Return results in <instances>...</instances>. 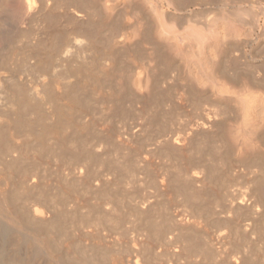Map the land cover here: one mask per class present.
Listing matches in <instances>:
<instances>
[{"label": "rangeland", "instance_id": "1", "mask_svg": "<svg viewBox=\"0 0 264 264\" xmlns=\"http://www.w3.org/2000/svg\"><path fill=\"white\" fill-rule=\"evenodd\" d=\"M0 11V169L21 154L12 187L28 190L27 167L40 184L27 197L64 212V257L264 264V0H0Z\"/></svg>", "mask_w": 264, "mask_h": 264}, {"label": "bare ground", "instance_id": "2", "mask_svg": "<svg viewBox=\"0 0 264 264\" xmlns=\"http://www.w3.org/2000/svg\"><path fill=\"white\" fill-rule=\"evenodd\" d=\"M26 1V0H25ZM154 1V0H153ZM169 1V0H168ZM171 1V0H170ZM175 1V0H174ZM145 2V1H144ZM147 3V2H146ZM145 3V4H146ZM172 3H173V0H172ZM223 3V2H222ZM229 3V2H228ZM109 4V3H108ZM171 4V3H170ZM177 4H178V1H177ZM176 4V5H177ZM157 5V4H156ZM159 5V4H158ZM172 5V4H171ZM225 5H226V3H225ZM108 6V5H107ZM146 6H147V4H146ZM173 6H174V4H173ZM158 7V6H157ZM4 7H2V9H3ZM5 8H6V6H5ZM4 8V9H5ZM1 9V10H2ZM29 10V9H28ZM5 11V10H4ZM239 11V10H238ZM1 12V11H0ZM2 12H3V10H2ZM5 12H7V11H5ZM219 12V11H218ZM242 12V11H241ZM229 14L228 15H230V12H228ZM232 13V12H231ZM234 13V12H233ZM2 14V13H1ZM0 14V15H1ZM225 14V13H224ZM235 14L237 15L238 13H236L235 12ZM240 14V13H239ZM241 14H243V13H241ZM223 15V14H222ZM226 15V14H225ZM233 15V14H232ZM253 15V14H252ZM251 15V16H252ZM3 16V15H2ZM224 16V15H223ZM239 16V15H238ZM242 16V15H241ZM241 16H239V18L241 17ZM226 17H227V15H226ZM226 17H223L224 19L226 18ZM232 17V16H231ZM3 18V17H2ZM35 18V17H34ZM34 18H32L31 17V19H34ZM222 18V19H223ZM235 18V17H234ZM4 22L3 23H5L7 20L6 19H2ZM6 20V21H5ZM212 20H213V18H212ZM228 20V19H227ZM237 19H235L234 21H236ZM243 20V19H242ZM256 21V20H255ZM205 22V21H204ZM225 22V21H224ZM231 22V21H230ZM231 23H233V22H231ZM2 24V23H1ZM210 24V23H209ZM225 24V23H224ZM229 23H226L225 25H228ZM256 24V23H255ZM212 25H214V24H212ZM254 25V24H253ZM2 26V25H1ZM3 26H5V24H3ZM7 26V25H6ZM202 26V25H201ZM210 26H211V24H210ZM229 26V25H228ZM227 26V27H228ZM238 27H240V26H238ZM6 28V27H5ZM4 27H3V29H5ZM211 28V27H210ZM215 28V27H214ZM216 28H219V27H216ZM229 28V27H228ZM227 28V29H228ZM1 29V28H0ZM3 29H2V33H1V31H0V33H1V39H2V41L0 42L1 43V47H0V54L2 53V54H4V56H5V51L7 50H5L4 51V49L5 48H7V44L6 43H8V41H7V38H8V35H7V32L4 30L3 31ZM9 29V28H8ZM231 29H232V26H231ZM238 29V28H237ZM7 30V29H6ZM217 30V29H216ZM219 30H221V29H219ZM230 31H233V30H230ZM193 32V31H192ZM213 32H214V30H213ZM211 33V34H214V33ZM216 32V31H215ZM218 32V31H217ZM225 32V31H224ZM222 30H221V32L219 31L218 32V35L219 34H221V36H225L224 34H226V32L224 33ZM91 33V32H90ZM228 33H232V32H228ZM234 33V32H233ZM237 33H238V35H239V33H240V31L238 32L237 31ZM194 34V33H193ZM192 34V35H193ZM217 34V33H216ZM160 35V34H159ZM217 35V36H218ZM227 35V34H226ZM162 36V35H161ZM214 36V35H213ZM217 36H216V38H217ZM229 36H231V34L229 35ZM201 37V36H200ZM218 37H220V35L218 36ZM226 37V36H225ZM225 37H224V39H225ZM190 38V37H189ZM193 38V37H192ZM195 38H197V37H195ZM215 38V39H216ZM222 38V37H221ZM233 38V37H232ZM153 39V38H152ZM203 39V38H202ZM201 39V40H202ZM210 39V38H209ZM223 39V40H224ZM228 39H229V37H228ZM199 40L200 39H198V41L197 42H199ZM200 40V41H201ZM207 40V39H206ZM219 40V39H218ZM217 40V41H218ZM218 41V42H220V44H222L221 42H223V43H225V41L227 40V38L225 39V41ZM203 41V40H202ZM196 42V43H197ZM214 42V41H213ZM201 43H203V42H201ZM197 45V44H196ZM223 46L225 45V44H222ZM199 46H200V44H199ZM197 48H198V46H197ZM215 49H216V47H215ZM215 49H214V51H215ZM3 51V52H2ZM219 51H220V49H219ZM218 52V51H217ZM216 52V53H217ZM224 53V52H223ZM2 58H0V60H3V56H1ZM1 62V61H0ZM4 62V61H3ZM1 65H3V63L2 64H0V70H2L3 68H2V66ZM5 82H6V80H5V77H3L2 76V74L0 73V98L2 97V95H5L6 93H7V90H6V85H5ZM223 89V88H222ZM246 102V101H245ZM248 102V101H247ZM23 103V102H22ZM249 103V102H248ZM245 105V104H244ZM17 108H19V107H17ZM254 109V108H253ZM245 113H246V111H245ZM243 115V114H242ZM264 115V114H263ZM214 116V115H213ZM249 116V115H248ZM15 118V117H14ZM24 118V117H23ZM245 118H246V116H245ZM248 118V117H247ZM19 119V118H18ZM17 119V120H18ZM20 120H22V119H20ZM248 120V123L250 122L251 123V120L249 121V119H247ZM15 121V120H14ZM20 122V121H19ZM19 122L18 123H16V122H13L12 124H14V125H19V127H20V124H19ZM24 122V121H23ZM16 123V124H15ZM204 123V122H203ZM245 123H247V122H245ZM249 123V124H250ZM27 124V123H26ZM26 124H25V126H22L23 127V129H25V127H26ZM248 124V126H250ZM246 125V124H245ZM28 126H29V124H28ZM252 126H253V124L249 127L251 130H252ZM255 126V125H254ZM253 126V129L255 128ZM17 126H15V128H16ZM31 127V126H30ZM200 127V126H199ZM1 128V127H0ZM14 128V127H13ZM21 128V127H20ZM20 128H17L16 130H20ZM202 128V127H201ZM248 128V127H247ZM44 129V128H43ZM202 129H204V128H202ZM26 131H24V133H23V137H25V140H36L35 142L38 144L39 143V140H41L40 139V137H39V135H37L38 133H34L31 129H28V127H27V129H25ZM49 130V129H48ZM51 130V129H50ZM205 130V129H204ZM254 130H256L255 132H257L258 130L255 128ZM52 131V130H51ZM197 131V130H196ZM231 131V130H230ZM9 132V131H8ZM14 132H18V131H14ZM204 132H206V131H204ZM261 132V131H260ZM7 133V132H6ZM18 133H20V132H18ZM197 133V132H196ZM245 133V132H244ZM252 133H253V130H252ZM4 134V133H3ZM8 134V133H7ZM15 134V133H14ZM254 134V133H253ZM256 134V136H257V133H255ZM255 134H254V137H256L255 136ZM258 134H260L259 132H258ZM22 135V134H21ZM20 135V136H21ZM5 136V135H4ZM248 136V135H247ZM253 137V138H254ZM42 138V137H41ZM244 139H246L245 137H243ZM260 138V137H259ZM4 139V138H3ZM10 139V138H9ZM232 139V138H231ZM256 138H254L253 140H255ZM233 140V139H232ZM247 140V139H246ZM245 140V141H246ZM253 140L251 139V141L253 142ZM260 140V139H259ZM22 141V140H21ZM38 141V142H37ZM176 141V140H175ZM250 141V140H249ZM247 142H248V140H247ZM23 143V142H22ZM29 143H30V141H29ZM35 143V144H36ZM250 143V142H249ZM260 143V142H259ZM15 144V143H14ZM21 144V143H20ZM24 144H26V143H23L22 144V146H24ZM28 144V143H27ZM31 144V143H30ZM34 144V143H33ZM29 145V144H28ZM248 145V144H247ZM249 145H252V144H249ZM260 145V144H259ZM11 146V145H10ZM36 146V145H35ZM261 146V145H260ZM11 147H13V146H11ZM18 147V146H17ZM28 147V146H27ZM32 147V146H31ZM34 147V146H33ZM37 147V146H36ZM249 147V146H248ZM259 147V146H258ZM24 148L26 149V147L24 146ZM39 148V147H38ZM38 148H37V150H38ZM64 148V147H63ZM260 148V147H259ZM36 149V148H35ZM66 149V148H65ZM11 151V153L14 151H12V149L10 150ZM250 151V150H249ZM64 153H65V151H63ZM3 153V152H2ZM5 153V152H4ZM14 153V152H13ZM12 153V154H13ZM24 153H26V152H24ZM39 153V152H38ZM220 153H221V151H220ZM250 153V152H249ZM9 154V153H8ZM27 155V154H26ZM241 155V154H240ZM4 156V155H3ZM79 156V154L77 155V157ZM5 157V156H4ZM6 157H8V155H6ZM5 157V161H6V158ZM76 157V156H75ZM253 157V156H252ZM3 158V157H2ZM1 157H0V159H2ZM10 158V157H9ZM12 158V160H10L9 159V161L10 162H8V164L3 168V169H0V264H73V263H76V262H74L73 261V263L71 262V260H73L72 258H68V257H64L63 255H62V251H60V249H61V246H60V242H61V240H60V237H59V230H58V225L59 224H57V222H58V219L59 220H61L60 222V224H62V220L64 219L65 220V218H63V219H61V218H58V216L60 215V213H61V211H59V214H58V216H56L57 215V213L58 212H56L55 210V213L52 211H50V210H52L51 208H50V206L48 207V205H47V203L44 201V202H42L40 199H38L39 198V196H38V198H35L36 200H34V201H36V203L33 201L32 202V200H30L31 198H33L32 196L29 198V197H27L28 196V194H26V193H28V192H26V190L24 189V187L26 188V186L24 185V184H26V183H28V182H31L30 184H29V186H28V190L29 191H32L33 189H34V187L37 185V186H39L40 184H36L37 182L39 183V178L37 177V175H34V173L33 174H31L32 172H30V170H28L27 169V167H26V165H25V167H26V170H24L25 171V173H24V171H23V176H21L22 177V179H24V181H23V183L24 184H22V185H24L23 187L21 186L20 188L24 191H22L20 188H19V186H18V192L21 190L23 193H24V195H26V196H24V195H21V194H23L21 191V194H20V192L19 193H17V190L16 189H14L13 187H12V184H11V180H13L12 179V176L15 174V172H17L19 169V166H18V164L19 163H21L22 162V160H23V162H24V158L21 156V154H19V156H17V157H15V156H13V157H11ZM29 158V157H28ZM32 159V158H31ZM30 159V162L32 161V163H33V159L31 160ZM78 159H80V158H78ZM8 160V159H7ZM37 160V159H36ZM85 160H87V159H85ZM84 160V162H86ZM34 161H35V158H34ZM38 161V160H37ZM80 161H82L81 159H80ZM260 161H262V160H260ZM71 162V161H70ZM74 162V161H73ZM83 162V163H84ZM218 162H219V160H218ZM4 163V162H3ZM34 163H36V162H34ZM65 163V162H64ZM261 163H263V161L261 162ZM67 164H68V162H67ZM66 164V165H67ZM74 164V163H73ZM85 164V163H84ZM87 164V163H86ZM223 164V163H222ZM75 165V164H74ZM82 164H80V166H81ZM28 166V165H27ZM69 166V165H68ZM71 166H72V164H71ZM71 166H70V168H68L67 167V169L68 170H70L71 169ZM83 166V165H82ZM86 166V165H85ZM89 166V165H88ZM22 168V167H21ZM82 168V167H81ZM76 170H77V168H75ZM75 169H71V173H69V174H71V176H75V175H79L80 174V177L82 176H84V172H83V175H81L82 174V169L80 170L79 168V172H75L74 170ZM88 169H89V167H88ZM204 169V168H203ZM203 169H202V171H203ZM28 170V171H27ZM84 170V169H83ZM211 170V169H210ZM20 171V170H19ZM27 171V172H26ZM67 171V170H66ZM85 171V170H84ZM202 171H200V172H202ZM213 171V170H212ZM215 171V170H214ZM29 172H30V174H29ZM207 172V171H206ZM206 172H204L203 171V175H204V173H206ZM19 173V172H18ZM77 173V174H76ZM196 173V172H195ZM195 173H193L194 175H195ZM210 173V172H209ZM17 174V173H16ZM20 174V173H19ZM68 174V175H69ZM74 174V175H73ZM196 174H198V173H196ZM30 175H32V177L28 180L27 178H29V176ZM186 175H188V174H186ZM202 175V174H201ZM199 176V175H198ZM195 177L197 180L200 178V177ZM255 177V176H254ZM253 177V178H254ZM78 178V177H77ZM76 177H75V179H77ZM203 178H205V176L203 177ZM257 178H260V175H259V177H257ZM186 179H188V180H185V181H189V178H188V176H187V178ZM255 179V178H254ZM20 180V179H19ZM78 181L80 180V181H84V178H82V180L81 179H77ZM89 181V180H88ZM18 182H20V183H22L21 181H18ZM92 182V181H91ZM190 182L191 181H189V184H190ZM253 182V181H252ZM256 182L257 181H255V183H252V185L254 186V184H256ZM258 182H259V180H258ZM86 183V182H85ZM187 182H185V184H186ZM261 183H264V181H261ZM15 184V183H14ZM91 184V183H90ZM184 184V186H186ZM16 185V184H15ZM27 185V184H26ZM69 185V184H68ZM259 185V184H258ZM261 185V186H260ZM259 185V194L257 193V189L255 190L256 191V193H254V196H256L257 197V195H259V196H261V200L263 201L264 200V185L263 184H260ZM36 186V187H37ZM88 186H90V185H88ZM87 186V187H88ZM187 186H188V183H187ZM192 186H194V185H192ZM253 186H251L252 188H253ZM191 187V186H190ZM205 187V186H204ZM65 188V187H64ZM187 188H189V187H187ZM201 188V187H200ZM199 188V189H200ZM205 188H207V187H205ZM204 188V189H205ZM254 188H258V186H256V187H254ZM190 190H192L193 188L191 187V188H189ZM199 189H198V191H199ZM208 189V188H207ZM207 189H206V191H207ZM27 190V191H28ZM36 190H38V188H36ZM190 190H188V192L190 191ZM209 190V189H208ZM211 190V189H210ZM194 191V190H193ZM204 190H202L201 191V193L203 192ZM255 191H253V192H255ZM186 192H187V190H186ZM190 193V192H189ZM191 193H193V192H191ZM195 193H196V191H195ZM204 193H205V191H204ZM203 193V194H204ZM212 193H213V191H212ZM217 193V192H216ZM245 193V192H244ZM247 193V192H246ZM20 194V195H19ZM36 194H38V192H36ZM198 194V193H197ZM196 194V195H197ZM218 194V193H217ZM39 195V194H38ZM199 195H200V197H201V195L202 194H200V191H199ZM209 195V194H208ZM213 195H214V193H213ZM19 196H24L23 198H27V201H29V203H27L28 205L27 206H23V205H19V203H18V198H19ZM254 196H252L253 198H254ZM20 197V198H21ZM196 197V196H195ZM199 197V198H200ZM239 197V196H238ZM255 197V198H256ZM48 198V197H47ZM47 198H45V199H47ZM209 198V197H208ZM210 198H211V196H210ZM243 198V197H242ZM254 198V199H255ZM257 198H259V197H257ZM256 198V199H257ZM29 199V200H28ZM44 199V198H43ZM44 199V200H45ZM240 199H241V197H240ZM244 199H245V197H244ZM244 199H242V200H244ZM255 199V200H256ZM39 200V201H38ZM202 200H204V199H202ZM206 200V199H205ZM215 200V199H214ZM238 200V199H237ZM236 200V201H237ZM257 200H259V199H257ZM26 201V202H27ZM33 203H31V202ZM44 204H42V205H39L41 202ZM47 201V200H46ZM55 201V200H54ZM240 201V200H239ZM246 201H247V199H246ZM260 202L259 204L261 205V203L263 204V207H259V206H257V208L259 207V209H257L256 208V210H261V208H264V201L263 202ZM40 202V203H39ZM205 202V201H204ZM203 202V203H204ZM247 202H249V201H247ZM31 203V204H30ZM45 203H46V205H45ZM240 204L241 203H243L244 204V201H240L239 202ZM239 203H236V204H239ZM206 204V203H205ZM243 204H242V206H243ZM248 204V203H247ZM245 205H246V203H245ZM23 206V207H22ZM250 206V205H249ZM251 207V206H250ZM252 207H256V206H252ZM50 208V209H49ZM262 211H264V209H262L259 213H263V215H264V212H262ZM63 212V211H62ZM64 213V212H63ZM257 212L255 211V214H256ZM64 215V214H63ZM62 215V216H63ZM257 216H259V215H257ZM61 217V216H60ZM261 217V216H260ZM263 217V216H262ZM233 218V217H232ZM263 219H264V217H263ZM192 220V219H191ZM197 220V219H196ZM230 220V219H229ZM63 222H65V221H63ZM187 224H189V223H187ZM232 224H234V223H232ZM61 226V225H60ZM59 226V227H60ZM230 226H231V224H230ZM248 226V225H247ZM263 226H264V224H263ZM62 227H63V225H62ZM64 227H65V224H64ZM237 227V226H236ZM239 227V226H238ZM231 228V227H230ZM61 229V228H60ZM240 229V228H239ZM62 230V229H61ZM262 230H263V228H262ZM65 231V228H63V233H66V231ZM239 232V231H238ZM262 232V231H261ZM61 233V232H60ZM230 233V232H229ZM67 234V233H66ZM262 234H264V230H263V233ZM64 235V234H63ZM68 235V234H67ZM225 236V235H224ZM64 237H66L65 235H64ZM227 237V236H226ZM229 237V236H228ZM62 238V237H61ZM68 238V237H67ZM218 239H220V238H218ZM66 240V239H65ZM69 240V239H68ZM263 240H264V238H263ZM211 241V240H210ZM258 242V241H257ZM211 243H212V241H211ZM210 243V244H211ZM68 245H69V243H68ZM203 245V243H201V246ZM209 245V244H208ZM211 245H213V243L211 244ZM210 245V246H211ZM215 245V244H214ZM225 245H227V244H225ZM67 246V245H66ZM71 246V245H70ZM209 246V247H210ZM264 246V245H263ZM200 248V247H199ZM240 249H241V247H240ZM62 250V249H61ZM216 250V249H215ZM237 250L238 249H236V252L233 250V254L235 255V254H237ZM263 250V249H262ZM66 251V250H65ZM68 251V250H67ZM200 251V250H199ZM239 251V250H238ZM241 251V250H240ZM252 250H250V252H251ZM63 252H64V250H63ZM218 252V251H217ZM249 252V251H248ZM219 253H221V250L219 251ZM243 254H244V256L242 257V256H237V257H235V261H234V256L232 255V259L233 260H230V263H231V261H233L234 263L236 262V261H238L237 260V258H243V262H244V260L247 258H245V256H247V255H245V253L244 252H242ZM247 253V252H246ZM260 253H261V257H262V252H261V250H260ZM264 253V252H263ZM200 254H201V252H200ZM213 254V253H212ZM240 254V253H239ZM238 254V255H239ZM248 254V253H247ZM73 255V254H72ZM202 255V254H201ZM222 255V254H221ZM242 255V254H241ZM67 256V255H66ZM69 256H71V255H69ZM205 256V255H204ZM213 257L215 256L214 254L212 255ZM226 256V255H225ZM236 256V255H235ZM248 256H249V254H248ZM253 256V255H252ZM260 256L258 257V255H257V259L260 261V263H262V262H264V255H263V257H262V261L260 260ZM72 257H75V255L74 256H72ZM230 257V256H229ZM250 257H251V254H250ZM66 258V259H65ZM239 258V259H240ZM245 258V259H244ZM255 258V259H256ZM250 259V258H249ZM76 260V259H75ZM242 260V259H241ZM247 260H248V258H247ZM140 261V260H139ZM139 261L137 260L136 262H134V264H138L139 263ZM250 260H248V261H245L244 263L246 264L247 262L248 263H251V262H249ZM127 263H129V262H127ZM241 263H242V261H241ZM244 263H242V264H244ZM247 263V264H248ZM253 263H259L258 261L257 262H255V260H253ZM252 263V264H253ZM236 264V263H235ZM237 264H238V262H237Z\"/></svg>", "mask_w": 264, "mask_h": 264}]
</instances>
